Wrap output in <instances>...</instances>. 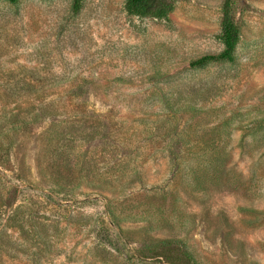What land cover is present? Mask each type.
<instances>
[{"label":"rangeland","instance_id":"1","mask_svg":"<svg viewBox=\"0 0 264 264\" xmlns=\"http://www.w3.org/2000/svg\"><path fill=\"white\" fill-rule=\"evenodd\" d=\"M0 0V264H264V0Z\"/></svg>","mask_w":264,"mask_h":264},{"label":"trees","instance_id":"2","mask_svg":"<svg viewBox=\"0 0 264 264\" xmlns=\"http://www.w3.org/2000/svg\"><path fill=\"white\" fill-rule=\"evenodd\" d=\"M16 4L19 0H9ZM74 12H79L82 8V0H73ZM234 0H226L223 8V17L221 21L220 40L224 45V50L218 55L210 54L191 62L192 66L205 67L213 61H233L235 52L241 42V28L236 23L233 15ZM175 9V3L172 0H128L126 10L132 16L142 18H151L158 21H169L172 12Z\"/></svg>","mask_w":264,"mask_h":264}]
</instances>
